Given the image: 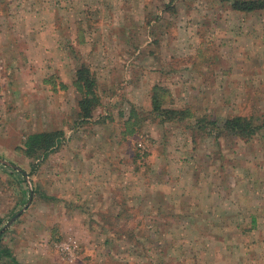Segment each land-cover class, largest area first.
<instances>
[{
	"label": "rangeland",
	"instance_id": "1",
	"mask_svg": "<svg viewBox=\"0 0 264 264\" xmlns=\"http://www.w3.org/2000/svg\"><path fill=\"white\" fill-rule=\"evenodd\" d=\"M81 65L95 81L90 118L73 86ZM153 86L170 95L162 108L186 116L151 114ZM132 110L139 123L127 127ZM263 110L264 9L0 0V264H61L71 239L75 264H163L179 244L188 264L194 240L219 261H263L264 131L246 141L222 129L231 115ZM55 130L54 149L26 154L28 135ZM251 216L256 227L242 232Z\"/></svg>",
	"mask_w": 264,
	"mask_h": 264
},
{
	"label": "trees",
	"instance_id": "2",
	"mask_svg": "<svg viewBox=\"0 0 264 264\" xmlns=\"http://www.w3.org/2000/svg\"><path fill=\"white\" fill-rule=\"evenodd\" d=\"M230 7L234 10L244 11V12H255L257 10L264 9V0H228ZM94 78L90 73L89 69L81 65L75 71L73 78V86L78 92V112L79 116L83 118H90L96 100L94 98ZM170 95L167 90L161 87L153 86L152 93L150 95V101L152 105L151 114L157 113L158 115L166 117V119H180L186 116L187 109L177 110L174 108H162L164 101H168ZM155 112V113H153ZM156 116V115H155ZM135 112L131 111L127 122V127L138 125V120L134 121ZM157 117V116H156ZM129 121H132L131 124ZM210 121L209 123H212ZM216 122V120H214ZM227 135H232L234 137L240 138L242 140L248 141L260 134V131H264V110L257 117L252 115L234 114L227 117L222 126ZM134 128V127H133ZM132 128V129H133ZM127 130V133H132L133 130ZM61 135L58 130L49 132H37L28 135L24 142V149L26 154L29 156L37 155L38 150H42L43 153H47L56 147L57 139ZM7 254V250L0 248V256Z\"/></svg>",
	"mask_w": 264,
	"mask_h": 264
},
{
	"label": "crops",
	"instance_id": "3",
	"mask_svg": "<svg viewBox=\"0 0 264 264\" xmlns=\"http://www.w3.org/2000/svg\"><path fill=\"white\" fill-rule=\"evenodd\" d=\"M40 34H42V33H40ZM33 35V34H32ZM76 37V36H75ZM77 37H78V39L79 38H82L83 37V35L81 34H79V35H77ZM4 40H7V36H5L4 38H3ZM45 45V44H44ZM39 46H40V48H36V49H39V50H44V46H43V44H39ZM42 46V47H41ZM46 47V46H45ZM73 80V79H72ZM168 196V195H167ZM167 196H164L163 198L164 199H166V197ZM182 196V195H181ZM179 197V198H183V196L182 197ZM143 197V196H142ZM147 209V208H146ZM179 210L181 211L182 210V206L180 205V207H179ZM102 211H104V210H102ZM148 210H146V212H147ZM212 212H213V210H211ZM102 213H105V212H102ZM114 213H115V215L117 214L116 213V211H114ZM181 213V212H180ZM222 214H224V212H222ZM221 215V214H220ZM247 224V227H245L243 230H242V232H245V231H250V230H252V229H254L255 227H256V217L255 216H251L250 217V221L248 222V223H246ZM87 226V225H86ZM88 229H90V230H96V228L95 227H90V226H88L87 227ZM104 229H106L105 227H104ZM204 230H208V231H210V230H213L214 228L213 227H210V229H209V227H206V228H203ZM203 229H201V226L199 225H197L196 223H195V226H194V231H198V232H201ZM205 232V231H204ZM201 234H204L203 232L201 233ZM213 236H211V239H214L215 238V236L212 238ZM196 239V238H195ZM111 240V239H110ZM109 240V241H110ZM115 241V240H114ZM166 241V240H165ZM256 241V240H255ZM254 240H252L250 243H246V245L249 247V249L254 245V242H255ZM99 242H100V240H99ZM171 242V241H170ZM169 242V243H170ZM187 242H189V240L187 241ZM65 243H68L69 245H71L74 249H75V247H76V244H75V242H74V240L72 241V239L70 240V241H67V242H65ZM171 243H173V244H176V243H174V242H171ZM191 243H194V248L195 249H193V254H190L189 255V258L191 259V261H189V263L188 264H200L201 262H210V263H213L215 260H218L219 258H220V256H218V255H202V253H199V252H201V251H199V252H197V250H196V248H198V247H201L202 246V242H200V240H194V241H192ZM217 243H219V242H217ZM161 244L162 245H166V244H164L163 242H161ZM180 246H181V244H179L177 247L178 248H175L174 247V252H173V254L172 255H170V253H168L167 254V252H164L163 254H160L161 256H159V258H161V259H163L164 260V262H163V264H166L167 262H169V259H168V257L170 258V260H172L175 264H183L182 262H180V258H179V254H176L175 255V252H178V249L180 248ZM183 246V249H185L184 248V244L182 245ZM198 246V247H197ZM170 247H173V246H170ZM217 248V247H216ZM173 249V248H172ZM180 251V250H179ZM74 256L71 258V259H69L68 258V255H66V254H64L61 250H60V252H59V256H58V258H59V260L62 262L61 264H75V263H77V261L76 260H78V257H79V255L77 254V253H75V250H74V254H73ZM232 257V256H231ZM230 256H226V258H224V256H223V258H222V260L221 261H217L218 262V264H230L231 263V260H232V258H231ZM125 258V257H124ZM131 258H134V257H132L131 256ZM130 258H127V260L126 261H128ZM204 259V260H203ZM59 260H56L57 262L59 261ZM94 260H95V262H94ZM140 260H141V257L140 256H138L137 255V260H136V262H140ZM96 261H97V259H96V257H91V258H85L84 257V259H83V262H82V264H96ZM126 261H124L123 263H121V264H124ZM241 262H243L244 264L246 263V262H260L261 264L262 263H264V260L262 261L258 256L257 257H255L254 259H251L249 256L248 257H246V256H243L242 257V260H240ZM59 263V262H58ZM129 264H132V263H129ZM171 264H173V263H171ZM184 264H186V263H184ZM209 264V263H208Z\"/></svg>",
	"mask_w": 264,
	"mask_h": 264
},
{
	"label": "built area",
	"instance_id": "4",
	"mask_svg": "<svg viewBox=\"0 0 264 264\" xmlns=\"http://www.w3.org/2000/svg\"><path fill=\"white\" fill-rule=\"evenodd\" d=\"M61 251L68 255V258L71 259L74 255V248L68 243L62 242L60 243Z\"/></svg>",
	"mask_w": 264,
	"mask_h": 264
},
{
	"label": "water",
	"instance_id": "5",
	"mask_svg": "<svg viewBox=\"0 0 264 264\" xmlns=\"http://www.w3.org/2000/svg\"><path fill=\"white\" fill-rule=\"evenodd\" d=\"M17 215V214H16ZM16 215L14 217H16Z\"/></svg>",
	"mask_w": 264,
	"mask_h": 264
}]
</instances>
